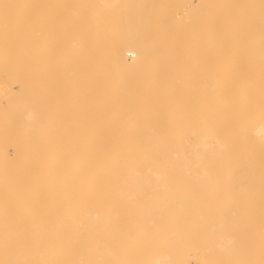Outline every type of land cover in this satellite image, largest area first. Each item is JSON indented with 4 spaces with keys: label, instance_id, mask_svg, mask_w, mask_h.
Instances as JSON below:
<instances>
[{
    "label": "bare ground",
    "instance_id": "1",
    "mask_svg": "<svg viewBox=\"0 0 264 264\" xmlns=\"http://www.w3.org/2000/svg\"><path fill=\"white\" fill-rule=\"evenodd\" d=\"M197 190L264 264V0H0V264L139 262Z\"/></svg>",
    "mask_w": 264,
    "mask_h": 264
},
{
    "label": "rangeland",
    "instance_id": "2",
    "mask_svg": "<svg viewBox=\"0 0 264 264\" xmlns=\"http://www.w3.org/2000/svg\"><path fill=\"white\" fill-rule=\"evenodd\" d=\"M170 53L173 54V52H170ZM99 57H100V55H99ZM51 88H52V87H50V88L47 90V91H48V94L52 91ZM15 89L18 90L17 87H16ZM49 90H50V91H49ZM49 95H50V94H49ZM51 95H52V94H51ZM51 95H50V96L47 95V96H48L47 99H48L49 101L52 100ZM52 113H53V115H54L55 118L53 117ZM52 113L49 114L50 116H52V117H50V119L52 118V119H51L52 122H51V124L49 125L50 127H55L56 125H60V124H62V123L64 124L65 122H67V125H68V120H69L70 122L72 121L71 124H73V126H72V125L70 124V122H69V127L72 126V127H70V128H72L71 130H74L73 127L76 128L75 125L77 124V121H74L73 118H67V120L64 121V119H65V118H64V117H65L64 115H63V117H62L63 119H61V117H60L61 115L58 114L59 112L56 113V114H58V115L54 114V112H52ZM70 116H72V115H69L68 117H70ZM53 118H54V119H53ZM56 119H57V120H56ZM58 119H59L60 121H59ZM55 120H56V121H55ZM61 120H62V121H61ZM49 121H50V120H49ZM58 122H59V123H58ZM75 122H76V123H75ZM52 123H53V125H55V126H52ZM57 123H58V124H57ZM1 125L4 127L3 122L1 123ZM70 128H67V129L69 130ZM68 130H67V131H68ZM76 130H77V128H76ZM71 132H73V131H71ZM74 132H77V131H74ZM68 133H69V131H68ZM72 134H74V133H72ZM33 145L36 146L35 144H33ZM10 153L13 154V149L10 150ZM22 159H24V157H23ZM22 162H23V160H22ZM72 185H73V186H76L77 183L74 182ZM78 185H79V184H78ZM113 185H114V184H113ZM119 185H121V184H118V185L115 184V186H119ZM122 185H123V184H122ZM203 191H204V190L192 191V193H191V192H185L186 194H183V193H176V195H178V196H179V195H183V196L185 197V199H186L187 202H191V203H189V205H188L189 207L192 206L193 209H194L195 207H197V208H195V209H194L195 211H194V210L192 209V207H191L192 211H191V213H189L190 215H189V214H184V215H181V216H180V215H178V214H172L174 218H173L172 216H171V217L168 216V218H170V219H169L166 223L169 222V225L166 224L163 228H161V229H163V230L160 229V231H163L164 237L166 236V233H167V236H168V235L171 236V231H172V234H175L176 232H178V234H179V233L182 232L183 235H184L183 237H184V239H186V240H185V241H183L184 239L181 240L183 237H181V238L178 237V236H180L181 234L177 235V233H176V234L174 235V237H172L173 235L171 236L172 239H171V238L168 239V237H167L166 240H164V241H165V243H164V242L161 241V239H162V237H163L162 233H160L159 231H157V232H155V235H156V233H157V236H158V235H162L161 237L158 236V240L161 238L160 241H159V243H160V244H159V243H156V242H158V241L155 240V239H157V238H156L157 236H156V237L154 236V238L151 237V236L154 235V231L152 232V230H149V232H148V236L145 235L146 237H144V236L142 237V235H140V236H139V240H141L140 237L143 238L142 240H144L145 238H146V239H147V238H148V239H149V238H150V239L152 238V239H154L156 242H155V241H152V239H151V240L149 239L150 242L148 243V242H147L148 239H147V240L145 239V240L143 241L144 243H141V244H143V246H142V245H141V246H142L143 248H145L147 251L145 250V251H146V252H145L143 249H141V251H140V252H142V254H143V256H144L143 259H142L141 261H139L140 263H139L138 261H133L132 264H151V263H154V261H156V260H154V259H159L160 257L162 258V257H166V256H169V255H170L169 258H168L169 260H168V261L166 260V264H181L182 261H184V262H189V261H190V260H189V261H188V260H184V259H187V257L189 256V254L191 255L189 258H190L192 261L189 262V263H186V264H204V263L207 264V262H208V264H209V263H210V260L213 261V262H215V263H213V264H217V263H218V264H220V263L222 264L223 262H224L223 264L226 263L227 260L224 259V258L221 257V256H219V257L217 258L218 260H217L216 258H215V259H214V258H211V259H210V255H213V256L215 255V254H212V253H214V252H213L214 250H212V248H213L214 246H216L215 248H217V250L222 249V247L219 248V246H220V245H219V242H218L219 239L217 240V237H216V236L219 235V236H218V238H219L220 235L222 234V231L225 230V227L221 226L220 224H217V225H215V226L212 225V223H213V224H216V222H217V223H220V221H218L219 219L217 218V214H218V213L216 212V213H217V214H216L212 207H214V209L217 211V210H218V207L220 208V205H221V206L223 205V203H222V198H223V197H221V196L218 195V194H217V195H214V196L210 195V202H209V201H208V199H209L208 194H209V193H208L207 191H206V192H205V191L203 192ZM159 193H162V192L159 191ZM190 193H191V194H190ZM197 193H198V194H197ZM162 194H163V193H162ZM194 194H195V196H194ZM190 195H191V196H190ZM201 195H202V196H201ZM224 195H225V194H224ZM224 195H223V196H224ZM79 196H80V198H81V195H79ZM187 196H188V197H187ZM203 196H204V197H203ZM211 196H212V200L215 198L217 202L214 201L215 199L212 201V200H211ZM193 197H194V199H195V198H197V199L194 200V199H192ZM213 197H214V198H213ZM218 197L220 198L221 202H219L220 200H219ZM78 198H79V197H78ZM82 198H83V197H82ZM82 198H81V199H77V201L80 202V200H84V201L86 200L85 202H87L88 200L91 199V198H90V199H88V198H83V199H82ZM176 198H177V196H175V197H173V198H170V199H176ZM198 198L200 199V201H199ZM201 198H203V199H201ZM224 198H225V197H224ZM224 198H223V200H224ZM75 199H76V198H75ZM64 200L66 201V198H65ZM197 201H198L199 203L202 202V204L197 203ZM205 201H206V202L208 201V203H211V204H212V207L210 206L211 209L206 210L209 206H208V203H206ZM67 202H68V201H67ZM81 202H83V201H81ZM194 202H195V203H194ZM214 202H215V203H214ZM216 203H217V205H214V204H216ZM220 203H221V204H220ZM194 204H197V205L195 206ZM198 204H199V205H198ZM204 205H205V206H204ZM203 206H204V207H207V208L205 209ZM215 206H216V207H215ZM203 208H204V209H203ZM216 208H217V209H216ZM203 210H204V211H203ZM213 211H214V212H213ZM195 212H196L197 215L195 214ZM210 212H211V215H212V214H213V215L210 216V218H209ZM64 213H65V215H66V214H67V211H65ZM207 213H208V214H207ZM214 213H215V214H214ZM181 214H182V213H181ZM198 214H199V215H198ZM177 215H178V216H177ZM188 216H189V219H185V218H184V217H188ZM193 216H195L196 219H195ZM202 216H204V217H202ZM214 216H215V217H214ZM63 217L65 218V217H67V215H66V216H63ZM175 217L177 218V220H175ZM179 217H180V218H179ZM213 217L215 218V220H213ZM172 218H173V219H172ZM182 218H184V219L186 220V221H184V222H187V220H189V222H192L193 227H194V226H195V228H196V227H199L200 230H201V228H203V226H202L203 224H204V225H207V227H208L207 229H205L206 226H204V228L202 229V230H205L207 233H209L210 227H212V226H213L214 228L217 227V229L215 228V229H216V230H215V229H213V227H212L214 233H213V234L211 233V235L209 234L210 236H208V234L206 235V234H205V231L203 232V231L201 230V231H202V232H201L198 228L195 229V231H196V232L198 231V233H195V231H193L194 229H193L192 227H189V225L192 226L191 223L188 224V222H187V223H185L186 226H185L183 229L186 228L185 230L189 231V233H188V232H186L185 230H182V227H183L184 225L181 226V224H182L183 222L180 223V222L178 221V219L181 220V221H183ZM191 218H192V219H191ZM216 218H217V221H216ZM193 219H194V220H193ZM210 219H211V220H210ZM65 220L68 221V218H66ZM173 220H174V221H173ZM192 220H193V221H192ZM206 220L208 221L207 224L205 223V222H207ZM195 221L198 222L199 224H198V223H195ZM212 221H213V222H212ZM223 221H224V220H223ZM172 222H174V223H172ZM178 222H179V223H178ZM200 222H202V223H200ZM203 222H204V223H203ZM209 222H211V224H210ZM176 223H177V224H176ZM223 223H224V222L221 221V224H222V225H225V224H226V225L228 226V223H227V222H225V224H223ZM171 224H172V225H175L176 228H177L178 226H181V227L175 229L173 226L171 227ZM183 224H184V223H183ZM208 224H209V225H208ZM177 225H178V226H177ZM187 225H188V227H187ZM210 225H211V226H210ZM226 225H225V226H226ZM167 226L170 227V228H172L173 230H171L170 228H167ZM201 226H202V227H201ZM209 226H210V227H209ZM219 227H221V233H220V229H218ZM222 227H223V228H222ZM230 227H231V226H230ZM230 227H229V228H230ZM164 228H165V229H164ZM189 228H191V229H193V230H191V229H189ZM227 228H228V227H227ZM227 228H226V229H227ZM166 229H167V231H165ZM174 229H175V230H174ZM178 229H180V231H179ZM188 229H189V230H188ZM222 229H223V230H222ZM181 230H182V231H181ZM190 230H191V231H190ZM207 230H208V231H207ZM218 230H219V232H218ZM235 230H236V228H232L231 230L229 229L228 231H229L230 233H231V231H233L232 234H235L236 236H237V235L239 236V232H240V230H239V231L236 230V231H238V232H236ZM169 231H170V232H169ZM173 231H175V232H173ZM183 231L186 232V235H187V234H188V236L190 235V238H191V237H192V238L194 237V239H193V240H192V238H191V239H190V238L188 239V238H187L188 236L185 237L186 235L184 234ZM192 231H193V232H192ZM199 231H200L201 233H200ZM234 231H235V232H234ZM150 232H151V233H150ZM191 232H192V233H191ZM210 232H212V231L210 230ZM215 232H217V234H216ZM149 233L152 234V235L149 236V235H150ZM158 233H160V234H158ZM224 233H225V232H224ZM261 233H262V232H261ZM197 234H198V235H197ZM199 234H202V235L199 236ZM203 234H205L206 236H205V235L203 236ZM252 235L255 237V234H252ZM252 235H251L250 237H252ZM202 236H203V238H202ZM236 236H234V237L236 238L235 242H237L238 244L235 243V244H233V245H235L234 247H235V248H238V249H236L234 252L231 253V255L233 254V257H234V260L232 259L233 257H232V258L230 257V261H231V262L233 261L232 264H234V262H235V264H255V262H256V264H261V262H262V264H263V261H262V260H261V262H259V260L261 259L260 257L262 256V252H261L260 250H261L263 247H262V246L259 247V245H258V246H254V245H255V240H254V239H248L246 236H242V235H240V236H241V237H244V238H241V239H244V240H243V241L240 240V242H239L240 237H238V240H237V237H236ZM195 237H198V239H195ZM205 237H206V238L208 237V238H207L208 241L205 240V239H206ZM212 237H214V238H212ZM178 238H179L180 241L178 240ZM245 238H247V239H245ZM163 239H164V238H163ZM163 239H162V240H163ZM167 239H168V240H167ZM173 239H175V240L177 239V240L179 241V242H178L179 245L176 243V245H177L176 248H175V245H174V243H173V241H172ZM187 239H188V241L192 240V243H193L194 240H197V241H195V242H196V245H197L198 248L196 247V245L194 246V243H193V244L190 243L191 246L188 245L189 243H188ZM209 239L212 240V241H210V242H214V244L212 243V244H213V247L210 246L211 243L209 242ZM215 239H216L217 241H216ZM177 240H176V241H177ZM245 240H247V241H245ZM249 240H250V241H249ZM181 241H182V243L184 242V243H183V244L185 245V246L183 247L184 250L180 249V247H181V246H180V242H181ZM241 241L244 242V244H246L245 247H244V246L242 247V242H241ZM136 242H137V241H136ZM136 242H134L135 245H136V244H140L139 242H137V243H136ZM151 242H153V243H151ZM208 242H209V243H208ZM134 243H133V244H134ZM145 243H147V245H145ZM150 243H151V245L153 246V248H151V246L149 245ZM154 243H155L156 246L153 245ZM168 243H169V244H168ZM171 243H173V244H171ZM186 243H188V244H186ZM248 243H249V244H248ZM133 244H132V245H133ZM167 244H168V245H167ZM183 244H182V246H183ZM216 244H217L218 246H217ZM236 244H237V245H236ZM252 244H253V245H252ZM135 245H134V247H135ZM157 245L160 246V247H158ZM164 245H165V246H164ZM171 245H173V246H171ZM145 246H147V248H146ZM162 246H164V247H162ZM167 246H168V247H171L172 250H171V248H168ZM178 246H179V249H178V251H176L177 248H178ZM206 246H207V247H206ZM248 246H249V247H248ZM253 246H254V247H253ZM157 247H158V248H157ZM161 247H162V248H161ZM186 247H187V249H186ZM189 247H190L191 250L188 249ZM211 247H212V248H211ZM234 247H232V249H233ZM150 248H151V249H150ZM154 248H155L156 250H155ZM164 248H165V249H164ZM195 248H196L197 250H195ZM243 248H244V249H245V248H246V249H247V248H250V249H249L248 252H247V250H246V249L244 250ZM258 248H261V249H258ZM152 249H154V250H152ZM166 249H167V250H166ZM175 249H176V250H175ZM193 249H194V250H193ZM207 249H208V250H207ZM181 250H182V251H181ZM192 250H193V251H198V250H199V251H198V254H197L196 252H192ZM202 250L207 251L206 253H204V257H203V254H202V253H203ZM240 250H242V251H240ZM250 250H253V252H255V253H253V257H254L255 255H257L256 258L259 257L260 259L258 258L259 260H257L256 258H252V257H251V256H252V251H250ZM256 250H257V251H256ZM154 251H155V253L153 254ZM171 251H172V252H171ZM180 251H181V256H180ZM220 251H222V250H220ZM177 252H179V253H178L179 255L177 254ZM182 252H183V253H182ZM184 252H186V255H185V256H184ZM191 252H192V254H191ZM249 252H250V253H249ZM144 253H145V254H144ZM166 253H167L168 255H166ZM194 253H196L195 255L197 256V258H196V256H194ZM208 253H209L210 255H207ZM215 253H216V252H215ZM218 253H220V252H218ZM248 253H249V254H248ZM258 253H260V254H258ZM187 254H188V256H187ZM205 254L207 255V257H205ZM246 254H248V256H247ZM250 254H251V255H250ZM254 254H255V255H254ZM162 255H163V256H162ZM177 255H178L179 257H178ZM192 255H193V256H192ZM200 255H201V258H200L201 260H200L198 263H196L195 260L197 259V261H198V257H200ZM217 255H218V254H217ZM217 255H215V256H217ZM219 255H220V254H219ZM231 255H229V256H231ZM260 255H261V256H260ZM213 256H211V257H213ZM215 256H214V257H215ZM239 256H240V257H239ZM152 257H153V258H152ZM155 257H156V258H155ZM184 257H185V258H184ZM192 257H193V258L195 257V258H194L195 260H194ZM220 257H221L222 260L224 259L225 261H224V260H223V261L220 260ZM245 257H246V258H245ZM161 258H160V259H161ZM178 258H179V259H178ZM189 258H188V259H189ZM202 258H203V260H202ZM206 258H207L208 261L206 260ZM249 258H250V259H249ZM181 259H182V260H181ZM209 259H210V260H209ZM212 259H213V260H212ZM179 260H181V263L178 262ZM205 260H206V261H205ZM215 260H216V261H215ZM236 260H238V261H236ZM203 261H204V262H203ZM228 261H229V260H228ZM230 261H229V262H230ZM136 262H137V263H136ZM184 262H183V263H184ZM253 262H254V263H253ZM183 263H182V264H183ZM227 263H228V262H227ZM184 264H185V263H184ZM211 264H212V263H211ZM230 264H231V263H230Z\"/></svg>",
    "mask_w": 264,
    "mask_h": 264
}]
</instances>
